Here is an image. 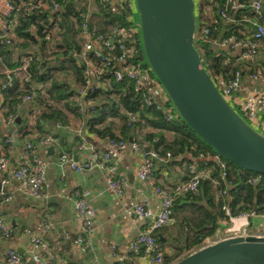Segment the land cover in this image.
<instances>
[{"label": "trees", "instance_id": "1", "mask_svg": "<svg viewBox=\"0 0 264 264\" xmlns=\"http://www.w3.org/2000/svg\"><path fill=\"white\" fill-rule=\"evenodd\" d=\"M11 1L17 8L16 20L11 43L0 42V70L11 68L17 75L6 88H2L0 82V112L4 117L16 114L18 121L14 130L19 140L38 142L48 134L52 138L57 137L53 128L55 123L62 122L67 114H71L84 120L88 132L99 138L128 140L130 137L137 143L145 141L161 156L169 152L170 157L177 158L187 153L197 159L205 158L207 153L215 154L212 147L192 133L178 115L167 120L155 103L145 105L128 79L115 81L110 73H106L102 77V85L85 96L88 108L82 112L75 104L78 96L76 85L84 84V64L80 58L83 18L88 14L90 29L95 32L112 33L114 26L130 24L127 0H114L100 11L88 9L90 0H57V9L51 8L52 0H34L38 4L33 8H29L30 0ZM213 19L221 25L218 17ZM204 22L202 19L197 26L196 47L204 68L221 89V84L237 69L242 70V76L248 74V70L237 63L236 56L229 49L219 51L211 41L201 36L199 29ZM223 31L228 32L226 28ZM134 37L131 34L133 40ZM137 49V56L144 57L141 39L137 40ZM117 54L116 51L113 53L114 56ZM25 62L31 76L30 83L22 80L19 69ZM111 62L112 69L119 67L115 60ZM24 94L34 96L32 100L21 102ZM166 97L172 107L167 94ZM122 110L137 113V121L129 125L126 117L121 115ZM165 132H171L173 136L168 138ZM181 161L190 162L186 158ZM221 161L226 164L224 178L220 176L218 163L197 162L199 167L212 164L215 169L212 178L219 183L214 185L212 178L203 177L197 194L176 196L168 223L154 231L164 249L160 264H172L201 246L205 239L213 237L217 229L227 228L231 223L230 217L240 211L252 214L264 211V174L246 171L222 158ZM224 204L230 207L231 216L222 208Z\"/></svg>", "mask_w": 264, "mask_h": 264}, {"label": "built area", "instance_id": "2", "mask_svg": "<svg viewBox=\"0 0 264 264\" xmlns=\"http://www.w3.org/2000/svg\"><path fill=\"white\" fill-rule=\"evenodd\" d=\"M113 1L114 0H90L88 9L90 11H100L112 4ZM206 1L207 7L210 8V10L208 9L207 11H204L203 15L206 20L199 29L201 36H204L211 41L219 51L222 49H229L230 52L236 56L237 63H241L243 68L248 70V75L251 79L264 82V70L250 69V63L259 55H262L264 58V0ZM93 2L96 4L95 8L92 6ZM3 3V16L0 22V42L10 44V37L12 35L13 24L16 20L17 8L11 0H4ZM29 4V8H33L36 7L38 2L35 3L34 0H30ZM117 5V7H119V4ZM58 7L59 2L57 0H52L51 8L57 9ZM215 16L220 19L222 26L213 19ZM82 27V37L84 42L81 43L80 49H82V51L80 53V58L84 64L82 70L84 84L82 86L76 85L78 99H75V104L79 106L80 111L83 112L88 108L85 102V96L88 92H92L94 88L102 85L103 75L110 73L115 81H122L124 79L131 81L134 90L140 94L142 102L147 106L155 103L156 108L164 114L167 120H173L177 117L176 112L167 109V107H170L167 98L166 102L158 99V95L156 94L157 89H153L148 81L149 73H143L147 70H150L151 72V69L148 64V67H145L142 58L137 56L138 39H136L134 32L135 27L132 24L131 18L128 26H114L112 33L103 34L90 29L88 14H86L82 21ZM225 28L228 32L223 31ZM131 34L135 35L134 40L131 38ZM194 35L196 39L197 24ZM115 51L118 52V54L114 56L113 53ZM107 52L110 53V55ZM218 54L221 53L219 52ZM112 60H115L119 65L117 69H112ZM19 69L23 73V81L30 83L31 76L27 71V62H25ZM7 72H9V69H5V73ZM10 72L4 76V79L0 76L2 88H6L10 83ZM241 78L242 70L237 69L233 76L224 82L221 93L239 115H245L249 121L253 122L255 125H260L261 128L264 129V117L262 120H259L257 117V107L260 104H264V95H249L241 102H238L233 95L239 90ZM33 96L34 95L31 94H24L21 97V102L32 100ZM234 106L237 107V109ZM121 115L126 117L129 125L132 123L134 124L138 119V114L135 112L132 113L131 111L122 110ZM15 117H17L16 114L8 115L5 118V123L12 124ZM248 120L247 123L252 126ZM40 142L44 146H50L54 142V139L50 135H47L44 136ZM105 144L107 151L104 153L103 158L106 161L110 160L112 153L123 154L128 148L133 151H141L142 159L140 166L137 169V177L140 180H147L153 175L154 161L159 157V153L153 148L146 152L143 151L142 146L135 141L129 142L113 138H107ZM84 147V145H80L78 149ZM166 155L170 156V153L167 152ZM23 156L25 158L19 162L16 168L12 171V177L18 181L19 190L21 192L34 198H39L42 195V186L46 180L47 162L36 154L34 146L30 142L24 144ZM211 157L220 166V176L221 178H224L226 175V164L221 161V158L217 154H211ZM57 164L60 167L67 164L78 172L83 171L87 167L86 163L74 158V151L61 152ZM7 167L8 158L6 153L0 149V170L6 171ZM108 170L111 174H115L116 166L114 164H109ZM187 175L185 181L176 183L169 189L159 186L153 187L154 193L162 198L161 207L157 214L154 215L152 209L144 201H139L132 207V213L135 216L139 218L153 219L149 228L140 232L131 245L134 250H137L140 247L144 248L153 263L160 264L163 261L164 250L154 235V231L168 223L172 212L174 198L183 193L197 194L201 179L203 177H209L205 176L197 163L188 164ZM255 179L256 177L253 178V181ZM212 181L214 185L219 183L216 178H212ZM5 183V179H3L1 183L2 187ZM125 183L126 178L122 174L107 178L108 189L114 192L117 196L121 195ZM90 194L91 191L89 189L76 191L73 202L79 225L82 228V231L86 234L93 233V223L94 218L96 217V210L88 200ZM98 194L101 193L99 192ZM11 198L12 196L10 194L3 190V188H0V204L8 203ZM222 208L227 215L231 216L229 206L224 204ZM251 215L252 213L248 211H240L237 215L231 216L230 225L224 230L217 229L215 231V236L222 238L225 236L240 234L264 235V229L258 233L250 231L248 227V218ZM258 216L264 221V211L259 213ZM237 220H244L246 223L238 224V222H236ZM13 231L14 228L12 226L0 219V240L10 237ZM56 235L67 237V234L63 231L57 232ZM73 242L76 245H86L84 236L81 234H79ZM30 246L32 260L40 264L41 260L37 251L46 247V242L40 236L32 235L30 237ZM20 262L21 258L18 252L14 249H9L6 253L5 264H20Z\"/></svg>", "mask_w": 264, "mask_h": 264}, {"label": "crops", "instance_id": "3", "mask_svg": "<svg viewBox=\"0 0 264 264\" xmlns=\"http://www.w3.org/2000/svg\"><path fill=\"white\" fill-rule=\"evenodd\" d=\"M3 1L0 0V22L3 16ZM92 6L96 7L95 2ZM5 69L11 71V81L17 74L11 68H2L1 78L9 73H5ZM250 69L264 70L262 55L250 63ZM156 94L160 101H167L159 88ZM253 94L264 95V82L251 79L248 74L243 75L235 99L241 102ZM167 109L169 110L168 107ZM257 117L259 120L263 119L264 104L257 107ZM5 118L0 112V149L8 158L7 170H0V188L12 198L8 203L0 204V219L12 226L14 231L10 237L0 240V264H5L9 249L18 252L20 264H38L31 256L32 235L40 236L46 242V247L37 251L40 264H158L151 262L144 248L134 250L131 247L136 236L149 228L153 221L152 218L135 216L132 207L135 203L144 201L152 209L153 214H157L162 198L154 193V186L169 189L174 184L183 182L187 179V166L190 163L203 160L208 163L216 162L210 153H207L205 158L197 159L187 153L177 158L166 154L159 155L154 161L153 175L147 180H140L137 177V169L142 159L141 151L128 148L123 154L112 153L110 160L106 161L103 156L107 151L105 144L107 138H99L89 133L81 118L67 114L62 122L55 123L56 127L53 128L57 131V137L53 138L54 142L50 146L42 145L41 140L38 142L19 140L14 130L18 117H15L12 124H6ZM165 136L171 138L173 133L165 132ZM26 142L33 144L36 154L47 162L46 180L39 198L21 192L18 181L12 177L14 168L25 158L23 148ZM138 144L142 146L143 151L152 149V145L145 141ZM80 145L85 147L78 149ZM63 151H74V158L86 163L87 167L78 172L67 164L58 166L57 161ZM182 158L189 159L190 162H182ZM109 164L116 166L115 174L109 172ZM211 165L204 164L203 167H199L209 178L214 177ZM118 174L126 178L120 196L107 186V178ZM3 179L6 183L2 187ZM86 189L91 191L88 200L96 210L94 230L91 234L82 231L73 203L75 192ZM99 192L101 194H98ZM258 215L252 214L248 218L251 232L258 233L264 229V221ZM236 222L246 223L244 220ZM61 231L65 232L67 237L56 235ZM79 234L84 236L86 245L74 244L73 240Z\"/></svg>", "mask_w": 264, "mask_h": 264}, {"label": "water", "instance_id": "4", "mask_svg": "<svg viewBox=\"0 0 264 264\" xmlns=\"http://www.w3.org/2000/svg\"><path fill=\"white\" fill-rule=\"evenodd\" d=\"M135 4L144 56L176 114L220 158L264 174V134L234 110L203 66L195 43L194 0ZM172 264H264V235L208 241Z\"/></svg>", "mask_w": 264, "mask_h": 264}, {"label": "rangeland", "instance_id": "5", "mask_svg": "<svg viewBox=\"0 0 264 264\" xmlns=\"http://www.w3.org/2000/svg\"><path fill=\"white\" fill-rule=\"evenodd\" d=\"M127 4H128V6L130 8V14L129 15H130L132 24L135 27V31L134 32H135V35H136V39H141L140 26H139V17H138V12H137V8H136L135 0H127ZM208 9L210 10V8L207 7V1L206 0H194V12H195L197 26L201 23V20L204 19V15H203L204 14V11H207ZM204 20H206V19H204ZM83 42H84V40H83V37H82L81 43H83ZM141 58H142V60H143V62L145 64V67L146 66L148 67L147 62H146V59H145V56L144 57H141ZM143 73H149V80L148 81L152 85L153 89H156L157 88V90H158V88H159V90L163 93V95L165 96V98H167L166 95H165V93H164V90H163L162 86L159 85L157 79L154 78V76L152 75V73L150 72V70H147V71H145ZM171 108L172 107H169L170 110H172ZM235 108L237 109V107H235ZM241 116L244 117V118H246L245 115H243V114H241ZM249 123H251V125L255 129L259 130L260 132H262L264 134V130L261 128L260 125H257V124L255 125L251 121H249ZM210 169H211L212 172L215 170L213 165H211V168ZM221 230H224V229H221ZM218 237L219 236H215V234H214L212 238H208L204 243H207L208 240L213 241V240L219 239ZM203 244H201V246Z\"/></svg>", "mask_w": 264, "mask_h": 264}]
</instances>
